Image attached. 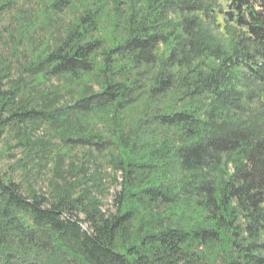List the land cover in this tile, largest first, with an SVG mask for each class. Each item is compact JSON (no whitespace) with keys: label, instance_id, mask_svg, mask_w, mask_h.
<instances>
[{"label":"trees","instance_id":"trees-1","mask_svg":"<svg viewBox=\"0 0 264 264\" xmlns=\"http://www.w3.org/2000/svg\"><path fill=\"white\" fill-rule=\"evenodd\" d=\"M38 1L78 9L26 70L97 90L24 108L0 76V125H56L61 158L109 153L122 182L105 215L0 173V264H264V0Z\"/></svg>","mask_w":264,"mask_h":264},{"label":"rangeland","instance_id":"rangeland-1","mask_svg":"<svg viewBox=\"0 0 264 264\" xmlns=\"http://www.w3.org/2000/svg\"><path fill=\"white\" fill-rule=\"evenodd\" d=\"M219 1L227 10L226 0ZM72 5L57 17L40 10L38 0H15L10 7L0 9V76L5 88L18 89L16 100L24 108L50 109L72 102L81 91L97 90L93 82L89 85L82 82L83 86L74 87L63 76H44L26 70L54 45L60 24L77 13L75 3ZM47 18H51L49 22ZM217 18L221 31L224 15L218 13ZM253 87V105L262 108L264 85L255 83ZM5 114H0V119ZM56 128L40 121L0 125V173L17 182L24 193H40L53 201L63 195L76 196L84 192L86 200L97 202L105 215L115 212L114 197L120 190L123 175L112 165L115 158L86 147H75L61 158L63 144L57 138ZM26 139H29L28 145L23 143ZM47 147L50 152L57 151L53 159L44 149ZM147 212L144 210L141 217H149Z\"/></svg>","mask_w":264,"mask_h":264}]
</instances>
